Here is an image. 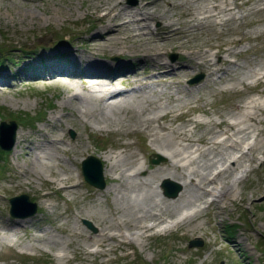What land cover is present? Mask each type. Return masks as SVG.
Returning a JSON list of instances; mask_svg holds the SVG:
<instances>
[{
  "label": "rangeland",
  "instance_id": "obj_1",
  "mask_svg": "<svg viewBox=\"0 0 264 264\" xmlns=\"http://www.w3.org/2000/svg\"><path fill=\"white\" fill-rule=\"evenodd\" d=\"M121 1L122 6L130 9H134L137 4V0ZM171 1L175 3L174 6L164 5L169 7L168 10L173 9L175 17L180 15L178 24L189 20L186 15V0ZM211 1L222 4L231 3L233 0ZM235 2L238 5L235 12L245 15L237 28L242 33L254 35L255 30L259 34L254 40H242L234 48L238 51V61L248 66L250 63L245 62V56L253 59L254 49H259L261 55H264V33L260 32L264 29V12L257 11L264 6V1ZM86 3L87 0H0V123L14 120L18 128L34 141V144L30 145L32 151H38L37 144L41 147L48 146L58 157L50 160L51 163L48 161L53 164L52 169L37 168L41 174L40 178L31 177V182L27 183L24 178L14 176L19 170L16 163L24 166L23 155L14 154L15 150L21 148V144L14 145L15 149L10 151L0 149L3 152H0V264H264V153L259 154V160L247 162L250 171L240 183L242 192L235 202L222 203L226 206L223 210L201 204L205 207L202 213L184 225L154 232L143 240L133 236L129 243L109 241L116 249L109 251L105 256L85 253L79 245H83L80 237L70 234L69 230L76 229L75 223L82 227L80 231L84 235L97 234L101 211L106 209L108 203H113V195L101 193L104 187L112 186L114 181L105 174L106 161L102 160L99 154L123 153L128 150L135 155L136 163L142 166L141 176L163 166L165 162V157L160 155L151 143L145 124L139 122L152 114L150 108L146 110L150 107L146 102L131 98L123 107L107 111L108 117L102 123L95 122L92 117L82 118L79 110L69 101L64 102L63 109L60 106L64 95L63 83L67 80L80 82L82 74L75 76L84 65V62L78 59L79 54L84 53L82 49L86 48L87 39L101 26L100 22L104 21L96 15L102 14L103 11H86ZM94 3H97V0ZM61 12L69 13V18L63 20ZM147 22L151 24L153 32L164 23L151 19H147ZM232 27L233 24L229 22L225 26L208 25L198 31L195 40L199 42L209 37L213 40L215 37L222 39L229 35ZM240 36L241 33L235 37ZM64 46L79 55L74 62L69 61L66 54L62 56L61 48H65ZM171 47L165 48L166 59L174 64H184L187 59L186 51ZM203 48L206 49V46ZM94 50L95 55L105 58L108 62H126L128 68L126 67L125 72L130 74L128 80L119 83L118 87L121 89L143 90L141 81L153 76L147 69L149 62H143L135 56L138 52L131 53L125 49L123 53H112L106 47ZM220 57L216 56L215 60L218 61ZM63 63L70 65V75L57 76L61 81L51 83L52 79L47 78L51 73L49 71ZM110 69L109 72L112 73L113 69ZM189 70L182 79L180 103L173 106L177 108L186 103L193 108L186 105L180 107L177 112L181 113V116L175 124L184 118H211L219 121V112L228 117L231 108L246 97L254 96L255 91L263 87L260 85L251 89L237 84L236 91H225L221 85L211 82L209 86L208 82L203 85L204 73L198 69ZM112 75L118 78L122 74L118 72ZM235 75L241 76V72L237 70ZM198 85L201 86L197 88ZM189 90L191 93H188ZM201 104L206 113L195 108ZM157 124L152 122L153 126ZM189 124L191 128L192 124ZM255 128L260 129L261 126L255 125ZM254 133L264 141L262 132L255 130ZM55 138L65 140L62 146L67 153L54 149L50 141ZM90 155L101 163L105 183L103 188L90 185L82 175V160ZM64 170L69 172L78 184L72 193H67L51 182L54 175H61ZM165 180L172 185L179 186V183L169 177L158 181L160 196L171 198L162 193L161 184ZM256 186L260 191L251 193L252 188ZM43 192L48 196L40 198L39 194ZM21 194H26L29 200L36 204V212L26 217H13L10 214L9 199ZM243 197L245 200H240ZM42 201H47L50 205L52 203L53 207L42 204ZM96 201H101V204L98 206ZM78 209L86 210L94 217L81 213L75 218L73 213ZM85 220L89 221L94 229L90 228ZM228 225H231L230 232L225 228ZM62 227L66 229L63 230ZM185 232L187 234L183 235ZM36 234H52L61 241L62 247L51 241L35 240ZM230 239L240 241V246L229 244L227 240ZM191 240H200L201 245L189 246ZM212 242H215L213 246ZM69 243L71 244L67 246ZM60 249L66 252L63 260L56 257Z\"/></svg>",
  "mask_w": 264,
  "mask_h": 264
},
{
  "label": "bare ground",
  "instance_id": "obj_2",
  "mask_svg": "<svg viewBox=\"0 0 264 264\" xmlns=\"http://www.w3.org/2000/svg\"><path fill=\"white\" fill-rule=\"evenodd\" d=\"M94 1L87 0L85 10L103 11L102 14L96 15L104 21L100 22L99 30L87 39L86 48L82 49L84 53L79 56L66 46L61 48L62 56L66 54L71 62L79 56L78 59L84 62V65L83 71L78 70L75 75L79 77L82 74L80 82L67 80L63 83L64 95L60 106L63 109L64 102L69 101L79 110L82 118L92 117L95 122L102 123L108 117L107 111L123 107L131 98L140 99L137 101L150 105L146 110L150 108L152 114L139 122L145 124L151 143L157 152L165 157L163 166L141 176L143 168L136 163L135 155L128 150L123 153L99 154V157L106 161L105 174L114 181L112 186L104 187L101 193L113 195V203H108L106 209L101 211L97 234L84 235L80 231L82 227L77 223L74 224V231L68 230L71 235H77L83 241V245L76 244H79L85 253L105 256L109 251L116 249L109 241L129 243L133 236L137 239H147L154 232L166 231L195 220L205 208L201 204L223 210L226 206L222 203L236 201L242 192L240 183L250 171L247 162L259 160V154L264 153V141L254 133L259 130L264 134V55H261L259 49H254L253 59L245 56V62L250 63L248 66L238 61V51L234 48L242 40H254L259 34L255 30L254 35L242 33L237 28L245 15L235 12L238 7L235 0L222 4L211 0H186V15L189 20L180 22V25V15L175 17L173 9L168 10L169 7L164 5L174 6L175 3L171 0H137L134 9L122 6L121 0H97V3ZM257 11L264 12V6ZM61 13L63 20L69 18V13ZM147 19L164 23L153 32ZM228 22L232 23L233 27L227 37H215L214 40L209 37L199 42L195 40L198 31L206 26H225ZM261 31L264 33V29ZM240 33L242 36L235 37ZM167 46L186 51L187 59L184 64H174L166 59ZM203 46H206V49ZM105 47L112 53H123L125 49L131 53L138 52L135 56L143 62H149L147 69L153 76L141 81L143 90L126 91L118 87L119 83L129 79L130 73L125 72L128 66L126 62H108L105 58L95 55L94 49ZM216 56H221L218 61L215 60ZM69 67L70 65L64 63L58 64L49 71L51 73L47 78L52 79L51 83H58L61 80L57 76L70 75ZM110 68L113 69L112 73L109 72ZM189 68L204 73L203 85L208 82L209 86L211 82L221 85L225 91H236L237 84L251 89L260 85L263 87L255 91L254 96L246 97L231 108L228 117L219 112V121L211 118H184L175 124L181 116L177 110L183 105L191 107L186 103L177 108L173 106L180 103L182 79L190 71ZM237 70L241 72V76L235 75ZM118 72L122 74L121 77H112L113 73ZM195 108L206 113L202 104ZM82 118L79 119L84 122ZM153 121L158 124L153 126ZM189 123L192 124L191 128ZM255 125L261 128L256 129ZM50 143L56 151L67 153L62 146L65 143L62 138L51 139ZM17 144H21V148L15 150L14 154L23 155L24 166L16 163L19 170L14 176L24 178L27 183L31 182V177L40 178L41 174L37 168L52 169L53 164L48 161L58 159L48 146L41 147L37 144L38 151H32L30 145L34 144V141L20 128L15 136L14 145ZM69 174L64 170L61 175H54L51 182L67 193H72L78 184ZM165 177L179 183L180 190L173 198L159 194L158 181ZM259 191L260 188L256 186L252 188L251 193ZM47 196L45 192L39 194L40 198ZM240 200H245V197ZM41 203L53 207L52 203L50 205L47 201ZM95 203L99 206L101 201ZM81 213L94 217L83 209H78L73 216L79 217ZM34 239L51 241L62 247L61 241L52 234H36ZM227 242L240 246V241L230 239ZM214 244L215 242H212L211 245ZM56 257L63 260L66 252L60 249Z\"/></svg>",
  "mask_w": 264,
  "mask_h": 264
},
{
  "label": "water",
  "instance_id": "obj_3",
  "mask_svg": "<svg viewBox=\"0 0 264 264\" xmlns=\"http://www.w3.org/2000/svg\"><path fill=\"white\" fill-rule=\"evenodd\" d=\"M197 78L194 79L196 81ZM193 81V80H192ZM18 129L17 123L14 120L9 122L2 121L0 123V148L3 150H11L15 143L16 131ZM82 174L84 179L91 185L97 188L104 187V179L102 176V166L100 161L93 157L87 156L82 161ZM163 193L168 197H175L180 186L172 185L169 181L165 180L162 183ZM173 186V187H171ZM10 202V214L13 217H26L34 214L36 212V204L31 202L26 194H21L18 196L11 197ZM90 228L94 229L92 224L85 220L84 221ZM201 245L200 240H191L189 246H199Z\"/></svg>",
  "mask_w": 264,
  "mask_h": 264
},
{
  "label": "trees",
  "instance_id": "obj_4",
  "mask_svg": "<svg viewBox=\"0 0 264 264\" xmlns=\"http://www.w3.org/2000/svg\"><path fill=\"white\" fill-rule=\"evenodd\" d=\"M231 227V226H230ZM227 226L228 232H230L231 228ZM230 228V229H229Z\"/></svg>",
  "mask_w": 264,
  "mask_h": 264
}]
</instances>
